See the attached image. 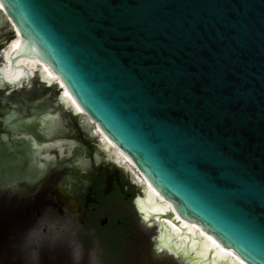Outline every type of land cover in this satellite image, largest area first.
<instances>
[{"label": "water", "instance_id": "1", "mask_svg": "<svg viewBox=\"0 0 264 264\" xmlns=\"http://www.w3.org/2000/svg\"><path fill=\"white\" fill-rule=\"evenodd\" d=\"M0 5L21 34L13 64L24 55L48 66L84 111L73 115L131 160L176 221L264 264V0ZM27 69L45 81L40 64ZM10 243L0 237V258L22 264ZM153 255L186 264L157 244Z\"/></svg>", "mask_w": 264, "mask_h": 264}, {"label": "flooded vegetation", "instance_id": "2", "mask_svg": "<svg viewBox=\"0 0 264 264\" xmlns=\"http://www.w3.org/2000/svg\"><path fill=\"white\" fill-rule=\"evenodd\" d=\"M15 35L0 14V180L20 175L34 184L0 192V237L11 242L7 255L21 259L13 245L44 208L53 207L78 215L88 229L81 239L86 247L99 241L103 264H155L158 230L154 235L141 228V223L154 226L135 206L143 195L141 184L108 154L95 123L85 115L75 117L65 106L70 99L62 95L68 104L62 100L57 83L39 77L30 81L22 55L13 64L15 41L21 37ZM17 70L21 75L14 77ZM0 264L14 262L0 258ZM41 264L72 261L66 250H45Z\"/></svg>", "mask_w": 264, "mask_h": 264}, {"label": "bare ground", "instance_id": "3", "mask_svg": "<svg viewBox=\"0 0 264 264\" xmlns=\"http://www.w3.org/2000/svg\"><path fill=\"white\" fill-rule=\"evenodd\" d=\"M19 34L20 33L18 32L17 35ZM20 39L21 37L18 36L17 40L15 41L16 46L14 48L13 54L19 45ZM21 60L31 69L36 68L40 64L43 79L48 84L57 82L60 86H62V100H64L63 97L67 100L70 99V104L68 106L65 104L64 105L68 108L72 107L71 109L75 113L84 112L76 103L74 98L70 95L62 81L48 68V66L35 58H30L24 55H22ZM13 75L14 77H19L21 73L19 70H17L13 73ZM71 102H73L75 105L71 104ZM95 129V131H97L96 133H99L103 142L102 144L105 150L108 151V154L110 156H115L116 160L123 164L125 169L134 175V178H136L137 182L140 184H142L144 181L146 182L147 186L145 187V193L136 198L135 206L139 214L143 216H141L142 219L150 221L151 225H148L157 227L158 234L155 235L158 248L170 251L182 259L186 264H247L231 250L222 247L215 240V238L202 230L197 224L185 221L183 219L176 221V219L173 218L176 214L172 211L173 209L171 204L167 202L163 196L142 176L131 160L120 150H118L115 145L105 136V134H103L97 127H95Z\"/></svg>", "mask_w": 264, "mask_h": 264}, {"label": "clouds", "instance_id": "4", "mask_svg": "<svg viewBox=\"0 0 264 264\" xmlns=\"http://www.w3.org/2000/svg\"><path fill=\"white\" fill-rule=\"evenodd\" d=\"M21 184L34 185L29 183L27 176L13 175L0 180V192H14ZM82 233H88V229L79 222L76 213L65 209L61 214L53 207H46L13 247L23 264H41V254L45 250L49 253L66 250L72 264H103L99 241L94 240L86 247Z\"/></svg>", "mask_w": 264, "mask_h": 264}, {"label": "rangeland", "instance_id": "5", "mask_svg": "<svg viewBox=\"0 0 264 264\" xmlns=\"http://www.w3.org/2000/svg\"><path fill=\"white\" fill-rule=\"evenodd\" d=\"M139 196H141V195H139ZM135 212H136V210H135ZM147 223V222H146ZM147 224H149V223H147ZM141 228H143V230H145V232L146 233H151V234H154L155 235V232L154 231H156L157 229L156 228H154V227H147L146 226V224H144V223H141Z\"/></svg>", "mask_w": 264, "mask_h": 264}, {"label": "snow or ice", "instance_id": "6", "mask_svg": "<svg viewBox=\"0 0 264 264\" xmlns=\"http://www.w3.org/2000/svg\"><path fill=\"white\" fill-rule=\"evenodd\" d=\"M0 7H2V5H0Z\"/></svg>", "mask_w": 264, "mask_h": 264}]
</instances>
